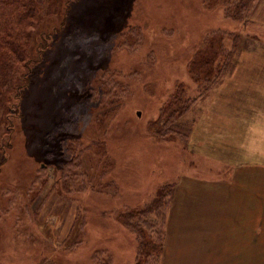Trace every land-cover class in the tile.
Instances as JSON below:
<instances>
[{
  "label": "rangeland",
  "instance_id": "1",
  "mask_svg": "<svg viewBox=\"0 0 264 264\" xmlns=\"http://www.w3.org/2000/svg\"><path fill=\"white\" fill-rule=\"evenodd\" d=\"M112 7L120 14L111 27ZM225 7L224 0H72L60 38L45 36L42 54L30 65L33 84L23 90L20 112L31 115L18 125L0 166V264H137L141 242L147 250L140 210L166 184H177L178 202L180 196L192 202L207 181L220 184L209 186L215 192L201 205L213 215L205 228L216 230L218 245L196 263L184 231L200 226L185 222L176 202L166 230L175 235L169 243L186 254L167 262L228 264L225 254L243 251L264 264V0L242 21L227 18ZM45 18L38 28L60 22ZM17 29L14 24L10 36ZM223 31L242 37L241 54L232 75L217 77L207 53L219 36L224 44ZM105 50L112 54L103 62L99 53ZM209 70L213 83H206ZM92 76L98 77L97 105L80 98ZM172 94L161 120L187 105L174 120L192 131L186 146L156 138L160 108ZM71 134L77 139L73 154L57 157L79 156L80 168L77 162L47 168L54 146L57 151L59 139ZM233 217L256 227L261 221L255 247L227 222ZM144 219L156 221L164 235L160 219ZM162 252L165 259L168 252ZM161 253L145 264H161Z\"/></svg>",
  "mask_w": 264,
  "mask_h": 264
},
{
  "label": "trees",
  "instance_id": "2",
  "mask_svg": "<svg viewBox=\"0 0 264 264\" xmlns=\"http://www.w3.org/2000/svg\"><path fill=\"white\" fill-rule=\"evenodd\" d=\"M71 2L72 0H0V166L6 161L4 152L12 149L11 142H13L14 136L12 125L19 118L23 119L22 116L15 117L14 115L17 108L22 104V95L25 93V91L23 93V90L29 85L30 79L28 76L33 74V70L30 68V65L34 61L38 60V55L42 54L39 47L46 39L45 36H55L56 38H59V35H61L63 28L65 27L67 11L71 6ZM224 2H226V17L232 21H242L251 15L253 11L251 9L253 5L258 3V0H224ZM112 11V17L110 18V21L111 19H114L115 13L120 14V8L117 7L114 10L112 9ZM45 16H49V18L57 17L58 21L60 22L58 25H54L50 30H45L44 27L38 28V24L46 19ZM123 17L127 18L128 16L124 15ZM14 24L18 26V29L14 33L15 36L13 38L10 36V31L12 30ZM34 24L36 26H34ZM218 31L219 30L214 33L219 34ZM7 32L9 36L5 38V33ZM223 32L224 44L220 36L219 42L215 43V45H211L210 42L208 43L210 44V51L207 53L208 67L211 71L215 67L217 77L223 75L225 76L226 74L232 75L236 69V62H238L239 55L241 54L242 37L237 33L228 31ZM49 46L50 42L48 43L47 48ZM109 54H112V52L105 50L99 53V58L102 59L104 56L106 57ZM223 57L224 59H222ZM21 67L23 71L20 70ZM210 70L208 72L210 76H207L206 83L215 81L211 79L213 72L210 73ZM86 79L87 80L82 87V91L86 92L87 95L80 98L82 101H92L97 105L98 99L95 95L97 86L96 80L94 81L90 77H86ZM114 85L115 84H112V81L109 82L110 88ZM174 98H176L175 94H172L164 107L162 109L160 108L159 116L156 121L160 122L161 127H158L159 129L156 132V138L167 140L169 142L179 141L186 146L188 144L187 142H190L192 131L190 132V130L185 129L183 125L186 123L182 122V125L176 123L174 120L181 117V113L186 110L187 105L183 104L179 110H175L176 113H174L175 111L173 110L169 117L166 116L167 118H165L164 121L161 120L166 114V111L172 106L171 99L174 100ZM185 101L187 102L189 99ZM71 103L74 106L78 105V98L75 96ZM117 107L118 106L116 105L114 110L117 109ZM99 109L100 108L96 107L95 110ZM149 124L151 128L154 126V124L151 122ZM60 129L62 130V125ZM74 134L78 137L77 139H81L82 142L85 140L81 137V134ZM77 139H75L74 135L72 134L68 136L67 139H64L63 137L60 138L58 141L60 146L62 147V144H66L64 148H60L58 145L60 154H62V156H66L65 154H73V151L70 149L73 148V144L77 143ZM89 144H91V142L87 141L86 145L88 146ZM92 145H94V143H92ZM85 146L82 144V151ZM79 158L81 157H73L71 160L59 158L60 160L57 163L58 166H63L60 162L69 164H76L77 162L76 166L78 165V168H80ZM84 178L85 176H82L83 183ZM176 187L177 184L174 185L173 183L162 186L159 191L156 192L157 195H155V197L150 200L149 204L146 203V206L143 207V210H140L139 213L142 215V218L140 219L142 224L140 227L144 226L146 228L147 234L145 235L141 231L140 233H142V237L147 238V242L145 243L147 250L142 249L143 243L141 242V250L137 251V264H145V262L155 260L156 257H158L162 252L163 247L166 250L169 241V234L166 230V227H168L170 223V216L168 217V213L172 209L173 204L178 202L175 198L177 189ZM207 191L208 189H206L204 185L202 187H198L192 194L195 198V200L192 202H188L184 197L180 196L183 201L177 203V209L181 213L186 212L189 216L187 220L185 219V222L189 221L194 226L205 227V224L208 222L206 218L207 214L205 212H210H208V208H204L201 205L205 203V198H208V193H211ZM181 194L182 196L185 195L184 192ZM44 198H47V195ZM187 206L190 208H187ZM148 216H153L154 220H161L160 226L164 228V235L156 221L144 219L145 217L148 218ZM173 216L174 215L171 217ZM217 220L218 219H216V221ZM216 221H214V223H217ZM181 222L183 221L181 220ZM227 222H231L233 226L237 227L235 232H239L242 236L248 237L245 241L247 247H255L257 243L256 237L253 235L258 233L257 229L261 221L258 222V227H256L254 224L243 225L242 221L236 219V217L228 219ZM224 224H227V227L224 228V232L230 234V225H228L226 221H224ZM135 226L138 227V224ZM157 228L160 231H157ZM226 237L227 236H224V239ZM196 238L199 239V236ZM202 239L203 237L200 236V240ZM193 249L196 250L195 247H193ZM171 252L173 254L179 255L178 248H172ZM161 254V264H173L167 262L168 259H163V252ZM225 255L230 258H227L226 260L228 264H257V261L253 260L255 255H249L248 253L243 254V251L239 252L238 254L227 253ZM140 259H143L141 263L138 262ZM262 259H264V257H262ZM220 261L223 263L222 260Z\"/></svg>",
  "mask_w": 264,
  "mask_h": 264
},
{
  "label": "crops",
  "instance_id": "3",
  "mask_svg": "<svg viewBox=\"0 0 264 264\" xmlns=\"http://www.w3.org/2000/svg\"><path fill=\"white\" fill-rule=\"evenodd\" d=\"M117 109H118V107H117ZM117 109H115L114 111H113V114H115V112L117 111ZM211 184H215V185H211ZM205 186L208 188V191L209 192H211V193H208V198H205L206 200H210L211 199V197H212V195H213V193L215 192L213 189H210V187L209 186H213L212 188H214L215 186H216V188L217 187H220V184H216V181H207L206 183H205ZM206 188V189H207ZM215 189V188H214ZM207 191V192H208ZM205 202V201H204ZM182 213H184V214H186V218H188L189 216L187 215V213L186 212H182ZM207 215H206V218H207V220H208V222H211V224H213L212 223V220H213V215H212V217L210 218L209 216H210V213H207V212H205ZM212 214V213H211ZM207 222V223H208ZM182 223H184V222H182ZM182 223H177L176 225H173L175 228H177V227H179ZM207 223L205 224V226L207 225ZM188 228V227H187ZM189 230V231H188ZM188 230H185L184 232V234H186L187 236H188V238H185V241L187 242V243H193V246L192 247H195L196 248V250H195V252H196V257H197V260H196V263H199V262H202L203 260H205V255H209V254H211V252H212V250L213 249H209V246H212V244H216V245H218L217 243L219 242V238H220V236L218 235V234H216L215 232H216V230H211V229H206L205 227H203V226H200L199 228H193V229H189L188 228ZM168 234H169V236H170V238L171 237H174L175 235L174 234H171V231H169L168 232ZM182 236H183V234H182ZM199 236V239H197L196 237H198ZM200 236H202L203 237V239L202 240H200ZM176 237H178V234H176ZM184 237V236H183ZM169 248H170V250L172 249V248H178V245H171L170 243H169V241H168V244H167V248H166V250L165 251H167L168 252V255L167 256H165V258L166 259H168V258H173V259H177L178 257H180L179 255H183L184 253H186V252H184L181 248H178V250H179V255H176V254H173L170 250H169ZM169 250V251H168ZM193 261V257L192 258H187L186 259V261Z\"/></svg>",
  "mask_w": 264,
  "mask_h": 264
},
{
  "label": "flooded vegetation",
  "instance_id": "4",
  "mask_svg": "<svg viewBox=\"0 0 264 264\" xmlns=\"http://www.w3.org/2000/svg\"><path fill=\"white\" fill-rule=\"evenodd\" d=\"M112 9L114 10V7H112ZM114 23H112L111 21H109V25L111 26V25H113ZM112 27V26H111ZM64 29V28H63ZM60 38V37H59ZM51 42V41H50ZM51 46L53 45V43L52 44H50ZM47 55H48V52L46 53ZM46 54H44L43 55V58L45 59V57H47V55ZM46 55V56H45ZM44 59H43V61H42V64H43V62H44ZM91 59H92V57H91ZM46 60V59H45ZM102 61L103 62H106V59L105 58H102ZM90 69V68H89ZM97 69H102V68H97ZM96 69H91V71H95ZM34 76V72H33V74H32V77ZM32 77H31V79H30V82H29V85L28 86H30L31 84H33V80H32ZM92 79L95 81L96 80V83H98V78H96V77H94V76H92ZM23 96V95H22ZM21 111V105L17 108V110H16V113H15V117L16 116H22L23 117V119L22 118H19L18 120H16L15 121V123L12 125V128H13V133H15L16 132V130H17V127H18V125H20V123H21V121L23 122V123H25L26 121V118L27 119H29V117H30V113L29 112H27V115H24V113L23 112H20ZM58 127L60 128L61 127V125H58ZM60 154V152H59V148H58V144H57V151H56V149H55V146H54V149H53V152H52V154L49 156V159H48V162H47V168L48 167H51L52 168V171L54 170V169H56L57 168V166H58V163L57 162H59V158L57 157L58 155ZM6 160H7V158H6ZM47 160V159H46ZM57 184V183H56ZM57 186V185H56Z\"/></svg>",
  "mask_w": 264,
  "mask_h": 264
},
{
  "label": "bare ground",
  "instance_id": "5",
  "mask_svg": "<svg viewBox=\"0 0 264 264\" xmlns=\"http://www.w3.org/2000/svg\"><path fill=\"white\" fill-rule=\"evenodd\" d=\"M107 125H108V121H107V123H106V126H107ZM111 125H112V124H111ZM111 125H110V126H111ZM99 129H100V126H99V128H97V130H99Z\"/></svg>",
  "mask_w": 264,
  "mask_h": 264
}]
</instances>
